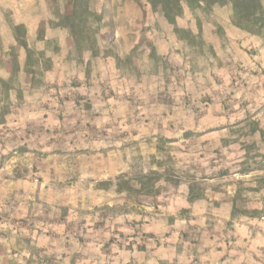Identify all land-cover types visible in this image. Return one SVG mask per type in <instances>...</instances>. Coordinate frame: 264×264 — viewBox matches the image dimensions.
<instances>
[{
    "label": "crops",
    "instance_id": "crops-1",
    "mask_svg": "<svg viewBox=\"0 0 264 264\" xmlns=\"http://www.w3.org/2000/svg\"><path fill=\"white\" fill-rule=\"evenodd\" d=\"M64 4L0 0V264H264V187L241 195L247 173L200 176L198 168L210 170L200 156L224 152L225 145L211 146L198 129L179 125L188 116L179 112L181 95L201 87L189 77L195 63L236 61L234 54L250 37L231 25L230 6H223V18L216 6L195 11L198 20L184 7L175 19L182 31L176 34L145 0H93L92 55L75 50L63 23ZM11 24L25 29L33 74ZM195 40L202 41L201 50L211 49L212 59L203 53L195 61ZM196 75L204 81L201 72ZM147 137L153 138L147 143ZM156 137L171 140V155L191 176L177 185L165 182L156 196L129 199L108 183L129 179L134 169L157 170ZM192 139L200 148L185 145ZM72 176L77 183L103 185L77 187L82 198L92 194L88 210L106 206L113 213L101 219V227L94 228L95 211L91 221H63L53 228L55 235H44V224L35 226L33 182L50 196L49 185ZM191 188L197 198L189 202ZM40 216L48 220L49 213ZM21 218L28 224L13 231L12 220ZM35 228L44 232L37 235ZM16 238L29 249L18 259L11 254Z\"/></svg>",
    "mask_w": 264,
    "mask_h": 264
},
{
    "label": "rangeland",
    "instance_id": "rangeland-1",
    "mask_svg": "<svg viewBox=\"0 0 264 264\" xmlns=\"http://www.w3.org/2000/svg\"><path fill=\"white\" fill-rule=\"evenodd\" d=\"M50 1H53L54 4H56L59 0ZM68 2L69 0H67L66 5L64 4L63 14L69 11ZM91 2H93V0L90 1V7ZM213 6L218 8L217 16L223 18L226 11L223 7L225 5H211V7ZM211 7H209V9ZM196 11L201 14L209 12L206 10ZM194 12L195 11H193L192 14L197 19ZM89 30L94 31V28L89 27L88 31ZM202 44V41L195 40L194 48L200 47ZM210 50H207L206 48L201 50L200 47V50H197L194 53L195 61H200L203 53H206L205 55L209 59H212L211 57L214 56V54L211 53ZM239 51L241 54L239 52H237L239 55L234 54L236 61L232 60L229 62L225 60L224 62L220 61L217 63L215 60L209 61L208 59H203L199 64L198 62L195 63L193 73L189 77L192 83L196 85L200 84L201 87L199 88L197 86L199 89L191 90L189 95H187V93L181 95L182 98L178 107L179 112L182 111L188 115L187 119L182 118V120L179 121L181 127H188L189 129L194 130L198 129L199 132L197 133H203L202 136L207 135L206 141L210 142L211 146H216L218 144L225 145L224 152L214 150L207 153L206 157L204 154L200 156V158H205L206 167L210 168V170L205 171V169H203V171H201V168H198L197 172L199 175L203 177L204 173H206L205 175H211V173L218 172L220 175L225 176H230L233 173L239 176L247 173L249 174V177L244 178V181L241 183L242 186L239 189V193L245 195L251 193L253 190L264 187V185L259 183L260 179L264 180V38H258L255 36L247 37V41H244ZM202 61H206V63H203ZM201 67L202 71L199 69ZM178 68V66H175L176 70H178ZM172 71H174V68L171 69V72ZM200 72L202 73L201 78L204 81L194 79V77H199L197 75L194 76V74ZM179 75L180 73L178 72L175 77L177 78ZM177 81L179 82V80ZM190 96L193 98L188 100ZM208 111L210 112L209 114ZM203 113H206L207 116L203 117ZM152 138L153 137H147V143L149 139ZM170 141L171 140L165 138L156 137L155 143H157L159 150V159L156 160L157 170H147L145 173L150 171H157L159 173L164 172L166 176L168 175L167 177L170 178L171 181H187L191 176L188 174L189 169L188 167H185V164H179L181 162L177 160L175 154L171 155L172 150L168 145ZM185 145H187L188 148L191 146L193 148H200V145L195 139H192L191 142L189 141ZM197 153L196 155H198ZM219 160V165H221L220 168L215 167L213 172H210L213 166H217L215 162H218ZM196 165H198L197 162ZM34 172L36 173L38 171L35 170ZM141 173V169H134L130 178H127L135 188L137 185L133 179L137 178ZM16 175H18L17 172ZM121 177L126 178L125 176ZM36 178L37 179L35 180L40 181L38 177ZM116 179L114 182L108 184L112 185L115 183L116 185ZM171 181H169V183H171ZM33 184L35 186V200L32 206L34 207L35 213H39L35 216V218L38 219V222H35V226L41 227V224H44L41 228L46 231H42L41 228H38V230L35 228L34 233H37V235L44 232V235L53 236L56 234V230H53V228L57 224H63V221L70 223L74 221L77 222L82 216H85L84 218L90 219L91 221L90 217L91 215H94L95 211L98 212L97 217L99 220L94 222V228L101 227L104 223L101 219H104L113 213L110 211L114 208L108 209L106 206L88 210L92 205V194L88 192V194L82 198L81 192H78L80 190H77V187L79 189L86 188V190H88L89 188L92 190L93 187H103L101 184L93 186L89 181H87L86 184L84 182L77 183L72 176L71 180H67V183L65 184L60 185L55 183L49 185L54 190L50 196L42 194V189L40 188L38 191L36 190V181H34ZM200 184L199 181L193 183L195 193L199 192L201 187ZM251 185L255 187L252 188ZM157 187L159 194L166 188L165 181H159ZM64 188H66V192L63 194L61 190ZM74 188L77 191H73ZM125 194L129 199L133 198L134 200L138 196L153 197L158 195L146 196L133 193ZM81 207H85V210H81L80 213H68L69 209L74 208L80 210ZM44 211L49 213L48 220L41 219L42 217L40 214ZM116 211L120 210L117 208ZM26 219L27 218L12 220L11 226L13 231L25 228L26 224H28ZM83 222L85 224V221ZM18 233L19 232H17V234ZM13 235V233L10 234V239L13 238ZM16 240L17 244L15 250L12 251L11 254L15 255L17 259L19 256L25 257V251L29 250L28 248L26 249V245L28 247V244L25 245L22 238H20L19 242L18 238H16ZM18 245L20 246L18 247ZM38 250L41 249L38 248ZM40 253L41 252H39V254Z\"/></svg>",
    "mask_w": 264,
    "mask_h": 264
},
{
    "label": "trees",
    "instance_id": "trees-1",
    "mask_svg": "<svg viewBox=\"0 0 264 264\" xmlns=\"http://www.w3.org/2000/svg\"><path fill=\"white\" fill-rule=\"evenodd\" d=\"M91 0H69V11L66 13L63 23L68 30L75 50L79 53L85 50H90L92 55L95 54L96 39L95 29L92 25L96 22V16L90 7ZM149 4L152 12H159L165 18L168 24H175V19L183 15L184 7L191 12L196 10H208L213 4L229 5L231 8L230 22L233 27L250 36L264 38V0H145ZM11 30L17 37L20 46L26 53L27 72L34 73L30 68L32 67L31 58L34 53L27 46L25 39V29L21 25L11 24ZM173 31L180 34L182 31L175 26ZM35 62V60H33ZM261 132V131H260ZM168 176V175H167ZM166 174L157 171H150L148 173H141L137 178L133 179L137 187L131 185V181L119 176L116 180V191L125 192L127 194H137L153 196L158 194L157 184L159 181H171ZM173 185L178 182L171 181ZM259 183L264 185V180L260 179ZM194 191V190H193ZM189 202L197 198V195L192 193V188L189 189ZM247 212H243L246 214ZM256 212L251 213L256 216ZM234 216V213H233Z\"/></svg>",
    "mask_w": 264,
    "mask_h": 264
}]
</instances>
